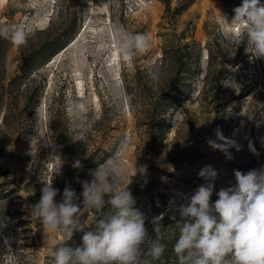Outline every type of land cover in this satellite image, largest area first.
Masks as SVG:
<instances>
[{
	"label": "rangeland",
	"instance_id": "374dc122",
	"mask_svg": "<svg viewBox=\"0 0 264 264\" xmlns=\"http://www.w3.org/2000/svg\"><path fill=\"white\" fill-rule=\"evenodd\" d=\"M241 4L0 0V28L35 30L22 47L0 36V264H52L65 237L32 215L43 180L60 166L55 200L66 186L80 197L92 171L109 161L124 168L117 187L131 179L129 189L148 186L163 203L166 250L154 264H178L173 248L183 221L173 205L207 183L200 169L218 172L214 202L222 187L235 185L234 170L264 168V58L226 35L225 17L230 21ZM118 27L150 34V49L121 55ZM217 130L240 146L229 149L233 159L209 145L223 142ZM98 218L89 210L84 231L95 230ZM147 230L144 249L155 239ZM82 234L67 243L79 246Z\"/></svg>",
	"mask_w": 264,
	"mask_h": 264
},
{
	"label": "clouds",
	"instance_id": "9594fccd",
	"mask_svg": "<svg viewBox=\"0 0 264 264\" xmlns=\"http://www.w3.org/2000/svg\"><path fill=\"white\" fill-rule=\"evenodd\" d=\"M233 12L230 21L224 16L231 25L226 32L230 42L237 48L241 44L251 45L252 56L264 58V4L260 0H242ZM34 35L35 30L26 25L0 28V36L10 39L16 47L27 46ZM151 40L147 33L116 29V47L121 55L146 53ZM216 135L223 142L209 140V145L222 151L227 159H233L229 149L235 147L239 151L238 143L224 137L219 130ZM249 148L256 153L251 142ZM74 167H81V162L76 160ZM59 170L60 166L52 172L51 179L43 180L40 200L31 207L33 217L46 230L65 237L53 253L52 264H154L160 259L166 250L161 223L164 214L153 217L155 239L148 242L147 249L142 248L149 235L146 218L134 206L136 202L127 187L131 179L124 187H117L116 182L124 172L122 165L117 168L109 161L93 170L94 179L83 183L81 203L77 202L80 197L68 186L63 190L61 201L55 200L59 189L53 187V176ZM137 171L146 170L141 167ZM198 175L207 183L199 185L183 203L173 205L174 213L183 221L173 248L178 264H264V168L247 173L234 170L235 185L222 187L216 192L218 199L214 202L211 201L213 181L218 172L206 165ZM106 205L110 206L108 211H105ZM89 210L99 213V218L95 230L84 231L88 227L84 216ZM171 219L175 220L176 215ZM5 225L0 223V228ZM75 232L84 234L82 244L73 247L67 242ZM4 244L10 248V238L5 237Z\"/></svg>",
	"mask_w": 264,
	"mask_h": 264
},
{
	"label": "trees",
	"instance_id": "16d2710c",
	"mask_svg": "<svg viewBox=\"0 0 264 264\" xmlns=\"http://www.w3.org/2000/svg\"><path fill=\"white\" fill-rule=\"evenodd\" d=\"M149 187H135L133 189H130L132 197L135 200V207L139 209L145 216V227L149 229V231H153V224L150 221L152 216H158L161 212L164 211V205L163 203L159 200H155L152 198V195L149 193ZM82 193H80V200L77 201L78 203L82 202ZM110 206L105 207V211H108ZM98 220V219H97ZM97 220L94 221L91 225H93L92 228H95ZM90 229V228H89ZM84 234V233H83ZM82 234V236H83ZM82 236H80L81 242H82ZM176 242V241H175Z\"/></svg>",
	"mask_w": 264,
	"mask_h": 264
}]
</instances>
